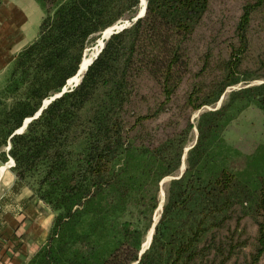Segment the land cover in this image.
Segmentation results:
<instances>
[{
    "label": "trees",
    "instance_id": "16d2710c",
    "mask_svg": "<svg viewBox=\"0 0 264 264\" xmlns=\"http://www.w3.org/2000/svg\"><path fill=\"white\" fill-rule=\"evenodd\" d=\"M35 2L36 36L0 77V161L12 158L14 190L29 188L53 214L22 264H261L264 165L235 167L224 131L247 107L264 109V0L239 3L227 35L212 0H146L77 85L15 133L140 4Z\"/></svg>",
    "mask_w": 264,
    "mask_h": 264
},
{
    "label": "crops",
    "instance_id": "0c3cea01",
    "mask_svg": "<svg viewBox=\"0 0 264 264\" xmlns=\"http://www.w3.org/2000/svg\"><path fill=\"white\" fill-rule=\"evenodd\" d=\"M12 2L23 4L21 0H2L0 5V77L14 55L35 37L29 36V30L22 31L26 11L21 17L16 11L9 12L8 5ZM37 8L40 23L42 11ZM13 164L12 158L0 161V264H22L44 242L53 217L41 208L32 190L27 187L14 190Z\"/></svg>",
    "mask_w": 264,
    "mask_h": 264
},
{
    "label": "rangeland",
    "instance_id": "374dc122",
    "mask_svg": "<svg viewBox=\"0 0 264 264\" xmlns=\"http://www.w3.org/2000/svg\"><path fill=\"white\" fill-rule=\"evenodd\" d=\"M32 1V0H31ZM33 3H30L29 0H21V3L12 2L8 5L9 12L16 11L18 14H20V17L24 12L26 11L27 14V21L22 26V31L29 30V36H36L37 30H38V21H39V13H37L39 5L33 0ZM243 2V0H212V9H211V15H215V17L220 14L221 11L226 12L223 18V24L220 22L219 27H221L220 34L227 32V21L228 23L232 21L233 14L237 11V8L239 6V3ZM40 11L41 8L39 7ZM42 18V13L40 16V20ZM128 21V22H127ZM132 21L125 19L123 21H120L119 23L115 24L120 26V24L128 25ZM108 36V35H107ZM107 36L103 39V32L100 34L96 40L92 43V45L88 46L85 51L84 55H95L98 49L100 48L99 40H104L107 38ZM254 42L256 43L258 40V37L254 35L253 37ZM261 43V42H259ZM258 43V44H259ZM102 44V43H101ZM260 49V47L257 46V51ZM90 50V51H89ZM94 57V56H93ZM96 59V58H95ZM260 82V80L255 81ZM235 88V87H232ZM230 89L227 90L229 92ZM224 94L220 101L215 105V107L219 106L221 104L222 99L225 98ZM210 108V107H205ZM204 109V108H203ZM201 110L196 111L192 114V118H196ZM197 131L195 128L192 129L190 133V140L187 144L186 148L191 147L196 140ZM224 138L226 141V144L229 145L231 148L236 149L239 153H235L233 155L232 163L235 167H241L245 168L246 162L251 157H254L256 159V164L254 166V171L257 170L259 167L264 165V150H260L261 148L264 149V109H258L257 107L251 105L247 107L245 110H243L239 115H236L235 118L227 125L225 131H224ZM184 168V162L182 163L178 174L182 172ZM166 177L163 181H161V189H160V206L158 207V210L161 208V202L164 199V187L167 185L168 181L172 178ZM157 217V216H156ZM155 217V218H156ZM148 236V235H147ZM147 236L145 239V243L147 241ZM144 246L147 245V243ZM261 264H264V258L261 261Z\"/></svg>",
    "mask_w": 264,
    "mask_h": 264
},
{
    "label": "water",
    "instance_id": "95a60500",
    "mask_svg": "<svg viewBox=\"0 0 264 264\" xmlns=\"http://www.w3.org/2000/svg\"><path fill=\"white\" fill-rule=\"evenodd\" d=\"M145 9H146V1H145L144 6H143V9H142L141 11L139 10V11L135 14V16H134L133 18H131L130 21L135 22L138 18H140V17L144 14ZM127 22H128V21H127ZM128 25H129V24H128ZM128 25H125V24H122V25H121V24H120V26H118V25H114V26H112V27H111V31L109 32L107 38H108L112 33H115V32H117V31H119L120 29L122 30L123 28H125V27L128 26ZM107 38H106V39H107ZM103 46H104V42L102 41V44L100 45V48L98 49V51L96 52V54H95L94 57H93L94 59L96 58L97 54L101 51V49L103 48ZM92 60H93V59H92ZM92 60H91V62H92ZM91 62H90V63H91ZM90 63H89V64H90ZM86 69H87V67H86ZM86 69H85V70H86ZM85 70L82 71V70H81V66H79V68H78L76 74H81V76H80V78H81L82 75H83V73L85 72ZM80 78L78 79V81H75V82H73V83H70L69 80H68L67 83H66V86H64V87L61 89V91H60L59 93H56V94H54L52 97H50L49 99L45 100V101L43 102L42 107L39 109V111L36 113V115H34V116L31 117V118H27V119L24 121L22 127H20L18 130H16L15 133H20L21 131H23V129L26 127V124H27L32 118H35V117H37L38 115H40V111H41L42 108H44V107H45V106H46L51 100H53L54 98L61 96V94L64 93V92L67 90L68 87L71 88V87L77 85V83L79 82ZM189 148H190V147H189ZM189 148H186V150H188ZM173 177H174V176H173ZM173 177H172V178H173ZM174 178H176V177H174ZM163 180H164V179H163ZM163 180H162V181H163ZM160 208H161V207H160ZM153 227H154V225L152 226V228H151V230H150L149 241H148L146 247L148 246V244H149V242H150V240H151V236H152V233H153Z\"/></svg>",
    "mask_w": 264,
    "mask_h": 264
},
{
    "label": "bare ground",
    "instance_id": "6f19581e",
    "mask_svg": "<svg viewBox=\"0 0 264 264\" xmlns=\"http://www.w3.org/2000/svg\"><path fill=\"white\" fill-rule=\"evenodd\" d=\"M145 1L146 0H140V4H139V10L141 11L143 9V6L145 4ZM111 31V27H108L106 28L104 31H103V39L109 34V32ZM103 40H99V44L101 45ZM90 51V50H89ZM93 54H90V55H84L81 59V63L79 66H81V70L84 71L86 69V67L89 66V63L91 62L93 58ZM81 74H75L74 76H72L70 79H69V82L70 83H73L75 81H78V79L80 78ZM149 236H150V232L148 233V236H147V241L146 243L149 241ZM145 243V242H143ZM145 243V244H146Z\"/></svg>",
    "mask_w": 264,
    "mask_h": 264
}]
</instances>
